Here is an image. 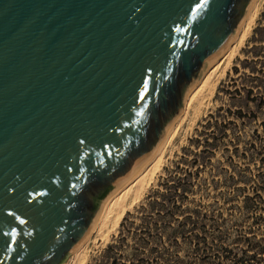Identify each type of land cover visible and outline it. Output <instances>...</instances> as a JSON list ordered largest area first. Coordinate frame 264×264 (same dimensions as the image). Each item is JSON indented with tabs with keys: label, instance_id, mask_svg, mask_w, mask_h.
<instances>
[{
	"label": "water",
	"instance_id": "1",
	"mask_svg": "<svg viewBox=\"0 0 264 264\" xmlns=\"http://www.w3.org/2000/svg\"><path fill=\"white\" fill-rule=\"evenodd\" d=\"M251 0H0V264H62Z\"/></svg>",
	"mask_w": 264,
	"mask_h": 264
},
{
	"label": "rangeland",
	"instance_id": "2",
	"mask_svg": "<svg viewBox=\"0 0 264 264\" xmlns=\"http://www.w3.org/2000/svg\"><path fill=\"white\" fill-rule=\"evenodd\" d=\"M242 25L206 75L213 90H203L204 70L133 204L92 231L84 264H236L242 250L264 258V0ZM170 185L172 198L149 206Z\"/></svg>",
	"mask_w": 264,
	"mask_h": 264
},
{
	"label": "bare ground",
	"instance_id": "3",
	"mask_svg": "<svg viewBox=\"0 0 264 264\" xmlns=\"http://www.w3.org/2000/svg\"><path fill=\"white\" fill-rule=\"evenodd\" d=\"M258 0H251L249 3L246 12L238 24L235 32L225 45V47L213 58L211 59L206 66L203 68V70L200 72L199 76L195 80V82L188 88L187 94L190 95L189 90L191 87H193L190 91H193L195 87L199 86L201 81L200 79H205L203 84V90H207L208 92H211L214 88V84L217 80L215 79H209L206 75L207 73L216 67L217 63L226 55V53L229 50V43H233L236 38L233 39L234 34L236 33L238 27L240 24L243 23L245 25L246 21L250 19L251 13L256 7ZM247 13V14H246ZM246 15V17H245ZM245 17V18H244ZM242 22V23H241ZM242 25V26H243ZM241 26V27H242ZM240 30V29H239ZM239 33V31H238ZM232 39V40H231ZM231 43V45H232ZM208 66V69H205ZM205 72L203 73V71ZM203 73V74H202ZM202 74V75H201ZM201 75V77H200ZM221 75V74H220ZM200 77V79H199ZM200 80V81H199ZM187 95V96H188ZM186 100L184 101L183 108L181 107V111L179 114H177L172 121L169 123V125L165 128L164 133L162 137L159 139V141L155 144L154 148L151 150L150 154L140 163L138 164L122 181H120L117 185H115L105 198L102 200L99 211L97 213V216L90 226L87 234L85 237L76 245V247L72 250V252L68 255L70 256L69 260L72 261L71 263L74 264H84L86 261L85 253L86 248L89 243L90 235L94 229H96L98 226L101 225V223L105 221H118V219L123 215L124 211L127 210L132 204H133V193L136 191L139 184L142 182L144 176L146 175L147 171L152 167L153 163L157 160L158 156L160 155L162 149L164 148L165 144L168 141V138L170 136V133L172 131L173 126L177 122V119L179 118V115L183 113L186 107ZM183 103V102H182ZM136 200V199H135Z\"/></svg>",
	"mask_w": 264,
	"mask_h": 264
},
{
	"label": "trees",
	"instance_id": "4",
	"mask_svg": "<svg viewBox=\"0 0 264 264\" xmlns=\"http://www.w3.org/2000/svg\"><path fill=\"white\" fill-rule=\"evenodd\" d=\"M176 185H170V186H165V189L163 191H161L160 196L162 200H155L154 198L149 199V206H155L158 205L160 207L163 206V200L165 201H169L172 197H170L172 194H174L176 192ZM179 225L181 226V228L184 229V226H186L187 224L181 221H178ZM189 236H193L196 237V233H194L193 231L189 230ZM149 233V232H148ZM149 235H151L149 233ZM154 235H158L157 233H155ZM197 243V242H196ZM262 251H264V247L260 248ZM230 252V251H229ZM234 256V254H233ZM234 261V263L236 264H259L261 260H264V258H261L260 255H258V253L256 252H252L250 254H246L244 250L241 251L240 256H238L236 259H232Z\"/></svg>",
	"mask_w": 264,
	"mask_h": 264
}]
</instances>
